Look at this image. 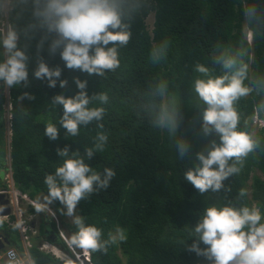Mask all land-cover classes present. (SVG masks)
Returning <instances> with one entry per match:
<instances>
[{
  "label": "trees",
  "instance_id": "trees-1",
  "mask_svg": "<svg viewBox=\"0 0 264 264\" xmlns=\"http://www.w3.org/2000/svg\"><path fill=\"white\" fill-rule=\"evenodd\" d=\"M250 2L142 0L132 20L131 38L119 50L120 67L104 77L65 68L59 53L49 55L45 44L41 56L50 66L62 69L61 78L68 81L65 88L58 85L49 88L45 81L31 76L36 62L37 34L27 42L29 85L8 89L7 96L5 87L0 86V191L9 190L5 175L10 173L17 191L43 202L38 194H47L44 177L62 162L57 149L67 145L70 151L82 152L84 146L91 145L98 131L103 132L108 137L104 150L87 162L100 172L110 167L115 176L107 189L81 200L77 213L84 216L87 223L102 228L105 238L119 226L126 239L110 246L106 253L90 254L92 264H202L203 257L187 250L186 245L191 244L192 238L184 245L179 241L186 237L187 225L196 223L207 204L224 195L234 197L238 189L244 187L248 192L244 203L264 205V115L253 113V105L260 99L255 92L242 98L237 107L242 118L249 120L259 147L246 158L241 172L224 182L231 186L232 192L201 194L183 178L195 153L206 150L211 139H218L203 135L200 109L187 103L191 81L198 75L193 72V65L204 63L218 75L221 69L212 62V55L242 47L246 49L250 77L264 76V23H253L251 27L257 34L245 39L249 25L242 8ZM259 6L264 8V0H259ZM151 14L154 20L150 24L147 19ZM162 44L166 45L165 55L153 62L150 52ZM73 77L87 80L89 95L108 93L109 103L104 105L105 114L100 121L103 127L98 129L93 122L81 129L80 135L66 138L65 130L58 126V138L49 140L43 134L44 127L47 123H57L62 114L59 106L53 110L49 102L55 94L73 95L78 91ZM159 81L167 82L169 91L181 100L182 119L178 131L186 137L190 147L184 161L176 158L173 141L167 134L150 123L147 104L151 90ZM23 92L31 93L34 99L18 100ZM8 104L10 117L7 118ZM21 207L25 217L33 215L31 224L36 232L31 234L28 254L34 264H67L45 251L44 244H52L73 257L74 264H81L59 234L61 227L69 239L75 227L61 214L62 206L58 201L49 207L56 212L59 224L47 212L36 213L34 207L24 201ZM13 221L14 215H10L9 220H0V239L10 242L6 249L17 247L23 251L19 230L10 229ZM5 250H0V254Z\"/></svg>",
  "mask_w": 264,
  "mask_h": 264
},
{
  "label": "clouds",
  "instance_id": "clouds-1",
  "mask_svg": "<svg viewBox=\"0 0 264 264\" xmlns=\"http://www.w3.org/2000/svg\"><path fill=\"white\" fill-rule=\"evenodd\" d=\"M141 6L142 0H0V86L12 89L29 85L27 42L37 34L36 62L31 76L45 81L49 88L57 85L65 88L68 81L61 78L59 66H50L41 56L45 44L49 55L59 53L67 69L99 77L116 71L121 64L119 50L128 44L132 20ZM242 14L249 25L245 32L248 40L257 34L251 25L264 23V8L259 6V0H251L242 8ZM165 52L166 45L154 47L150 52L153 62L160 61ZM245 56L246 49L242 47L214 53L212 62L221 69L218 75L204 63L193 65V72L198 75L191 81L187 103L200 109L203 135L218 138L211 139L206 150L196 152L191 166L183 172V178L201 194L231 193V186L224 182L238 175L246 158L259 147L249 120L242 118L237 105L255 92L260 99L253 105V113L264 115V76L250 77V65ZM73 82L78 89L73 95L51 97V108L55 110L59 106L62 114L57 123L45 125L43 134L49 140L58 138V126L65 130L66 138L80 135L81 129L93 122L98 129L103 127L100 121L105 114L104 105L109 103L108 93L89 95L86 79L73 77ZM24 99L34 97L23 92L18 100ZM147 112L152 126L173 141L176 158L184 161L190 147L186 137L178 131L182 119L181 100L169 91L167 82L159 81L151 90ZM107 139L106 134L98 131L91 145L84 146L82 152L70 151L67 145L58 148L57 155L62 162L44 177L47 194L43 202L34 205L35 212L42 213L58 201L62 206L61 214L75 227L69 239L61 227L59 234L71 251H81L80 259L84 255L90 261V254L106 253L110 246L126 239L119 226L105 238L102 228L87 223L85 217L77 213L81 200L107 189L115 176L112 168L105 167L100 172L87 162L104 150ZM247 195V189L241 187L234 197L224 195L207 204L196 223L187 225L186 237L179 243L184 245L192 238L191 244L186 245L187 250L203 257L206 264H264V205L244 203ZM10 204L12 215L11 200ZM9 216L0 217H6L5 220ZM10 229L22 231V222L11 224ZM23 246L28 252L24 243ZM43 249L59 256L56 252L59 248L52 244H44ZM3 264H34V261L17 247H9L4 252Z\"/></svg>",
  "mask_w": 264,
  "mask_h": 264
},
{
  "label": "built area",
  "instance_id": "built-area-1",
  "mask_svg": "<svg viewBox=\"0 0 264 264\" xmlns=\"http://www.w3.org/2000/svg\"><path fill=\"white\" fill-rule=\"evenodd\" d=\"M1 192H4V193H8L10 195V200H11V197H12V204L14 206V209H17L18 211V216L16 217L15 221H13V223H16V222H22V225H23V230L20 231V236H21V239L24 243V245L29 248L31 245H30V239H31V234H34L36 232V229L30 224V218L27 216L25 217L22 209L20 208V202L21 201H24L27 202V204H30L34 207V205L37 203L36 201L32 200L27 194H23L19 191H17L14 187H12V189L10 190H6L5 191H1ZM21 199H24V200H21ZM52 218H54L55 222L57 224H59L60 220L56 214V212L51 209L50 207H48L47 211H46ZM15 213V212H14ZM32 217V216H30ZM7 220H9L7 218ZM45 247H48V245H45ZM8 249V248H7ZM6 251V250H5ZM2 252L1 254V257H0V264H3V256H4V252Z\"/></svg>",
  "mask_w": 264,
  "mask_h": 264
},
{
  "label": "rangeland",
  "instance_id": "rangeland-1",
  "mask_svg": "<svg viewBox=\"0 0 264 264\" xmlns=\"http://www.w3.org/2000/svg\"><path fill=\"white\" fill-rule=\"evenodd\" d=\"M153 20H154V17H153V15L151 14L149 17H148V19H147V22L148 23H152L153 22ZM5 94H6V96L8 95V89L5 87ZM9 107H10V105L8 104L7 105V108H6V110H7V113H6V116H7V118L8 117H10V113H9ZM8 133L10 134V131L8 130ZM8 134V135H9ZM5 179L7 180V182H8V184H9V189L11 190L12 189V187H14V184H13V181H12V179H11V175H10V173H7L6 175H5ZM6 192H7V190H6ZM38 196L39 197H45L46 196V194H42V193H40V194H38ZM11 200H12V197H11ZM21 200H24V199H21ZM13 201V200H12ZM24 202H25V200H24ZM27 202H25V204H26ZM20 204V208L22 209V207H21V202L19 203ZM22 211H24L23 209H22ZM13 212H15L13 215L14 216H18V211H17V209H14L13 210ZM4 218H6V217H0V220H4ZM29 218H30V220H32L33 219V217H30L29 216ZM70 220V219H69ZM30 224H31V222H30ZM20 251V250H19ZM26 249H23V251H21L22 253H26ZM51 251V250H50ZM74 251H76V250H74ZM56 252H57V254L59 255L58 257H60V259H62L63 261H65L67 264H74V258L73 257H71L70 255H68V254H66L65 252H63L62 250H56ZM73 252V251H72ZM80 250L79 251H76V253H74L73 252V254H74V257H75V259L76 260H78L81 264L83 263V261L79 258V256H80ZM26 256H27V254H25ZM0 257H1V254H0Z\"/></svg>",
  "mask_w": 264,
  "mask_h": 264
},
{
  "label": "water",
  "instance_id": "water-1",
  "mask_svg": "<svg viewBox=\"0 0 264 264\" xmlns=\"http://www.w3.org/2000/svg\"><path fill=\"white\" fill-rule=\"evenodd\" d=\"M9 197L10 195L8 193L0 192V200L5 198V200L1 203L4 205V207H0V216H9L12 213ZM9 245L10 242L6 238L4 239V241H1L0 239V250H5ZM81 259L83 261V264H92L91 261L88 260L84 255L81 256Z\"/></svg>",
  "mask_w": 264,
  "mask_h": 264
},
{
  "label": "flooded vegetation",
  "instance_id": "flooded-vegetation-1",
  "mask_svg": "<svg viewBox=\"0 0 264 264\" xmlns=\"http://www.w3.org/2000/svg\"><path fill=\"white\" fill-rule=\"evenodd\" d=\"M5 200V198H3V199H1L0 200V207H4V205L3 204H1L2 203V201H4ZM13 215V214H12Z\"/></svg>",
  "mask_w": 264,
  "mask_h": 264
},
{
  "label": "crops",
  "instance_id": "crops-1",
  "mask_svg": "<svg viewBox=\"0 0 264 264\" xmlns=\"http://www.w3.org/2000/svg\"><path fill=\"white\" fill-rule=\"evenodd\" d=\"M5 220H7V219H5ZM25 254H27V256H29V254H28V252L26 251V253Z\"/></svg>",
  "mask_w": 264,
  "mask_h": 264
},
{
  "label": "bare ground",
  "instance_id": "bare-ground-1",
  "mask_svg": "<svg viewBox=\"0 0 264 264\" xmlns=\"http://www.w3.org/2000/svg\"><path fill=\"white\" fill-rule=\"evenodd\" d=\"M9 134V133H8ZM9 140V139H8Z\"/></svg>",
  "mask_w": 264,
  "mask_h": 264
}]
</instances>
